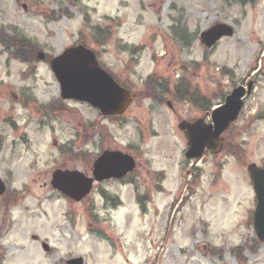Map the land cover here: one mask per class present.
<instances>
[{
  "label": "rangeland",
  "instance_id": "1",
  "mask_svg": "<svg viewBox=\"0 0 264 264\" xmlns=\"http://www.w3.org/2000/svg\"><path fill=\"white\" fill-rule=\"evenodd\" d=\"M217 23L235 35L208 48ZM80 43L135 93L125 115L62 99L50 59ZM252 80L226 149L188 163L178 125ZM263 113L264 0H0V264H264L248 173L264 167ZM106 150L136 170L80 202L53 189L57 169L92 175Z\"/></svg>",
  "mask_w": 264,
  "mask_h": 264
},
{
  "label": "water",
  "instance_id": "2",
  "mask_svg": "<svg viewBox=\"0 0 264 264\" xmlns=\"http://www.w3.org/2000/svg\"><path fill=\"white\" fill-rule=\"evenodd\" d=\"M234 35V28L226 23H219L202 34L203 43L209 47L216 44L221 38ZM40 58L45 55L40 53ZM52 69L59 80L62 96L65 99L86 101L99 108L103 114H122L128 108L132 94L122 88L113 77L104 71L98 64L95 53L85 46L67 49L51 62ZM253 83L248 84L250 94ZM246 89L243 86L236 88L221 107L212 113L214 124H206L202 120L194 123L183 122L180 128L185 131L189 140V159L201 158L205 148L213 152L221 150L224 144L222 133L230 124L237 120L243 107V96ZM136 163L133 157L122 152L106 151L94 165V178L85 176L79 171L57 170L53 174L52 185L76 201L88 195L95 180L116 177L122 178L133 171ZM248 172L253 181L257 196V208L254 214V227L257 237L264 241V168L255 163L249 165ZM6 191V185L0 176V196ZM49 250V246L44 244ZM69 264H84L83 258H75Z\"/></svg>",
  "mask_w": 264,
  "mask_h": 264
},
{
  "label": "trees",
  "instance_id": "3",
  "mask_svg": "<svg viewBox=\"0 0 264 264\" xmlns=\"http://www.w3.org/2000/svg\"><path fill=\"white\" fill-rule=\"evenodd\" d=\"M17 41H18V43H19V45L20 46H24V45H26V46H28L27 48H28V50L29 51H32L31 53H33V50H34V48H32L33 47V45L31 44V43H27V42H25V41H22V39H16ZM5 44L7 45V47H10L9 46V43L8 42H5ZM22 44V45H21ZM36 50V49H35ZM17 53H15V55H16ZM20 55V54H19ZM18 56V55H17ZM151 78H153V77H151ZM151 78L149 79V80H151ZM166 85V84H165ZM189 89V88H188ZM188 89H185V91L186 92H188ZM165 90L167 91V89H162L161 91H160V93H158V95L160 96V100H162V98H163V94L165 93ZM177 92H178V94L179 93H181L182 92V89H180V88H177ZM189 96H191L190 98H189ZM188 98L191 100V101H195V98H194V94H192V95H188ZM0 140L2 141V139H1V136H0ZM231 148H232V145H231ZM233 149V148H232Z\"/></svg>",
  "mask_w": 264,
  "mask_h": 264
}]
</instances>
